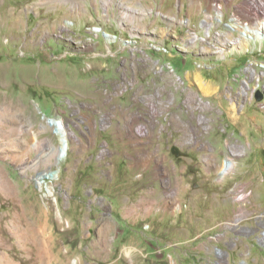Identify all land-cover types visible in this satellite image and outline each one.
<instances>
[{
  "label": "rangeland",
  "instance_id": "374dc122",
  "mask_svg": "<svg viewBox=\"0 0 264 264\" xmlns=\"http://www.w3.org/2000/svg\"><path fill=\"white\" fill-rule=\"evenodd\" d=\"M262 8L0 0V264H217L215 248L264 264V113L246 104L256 77L264 99V65L246 63L264 37L234 49L228 26Z\"/></svg>",
  "mask_w": 264,
  "mask_h": 264
},
{
  "label": "bare ground",
  "instance_id": "6f19581e",
  "mask_svg": "<svg viewBox=\"0 0 264 264\" xmlns=\"http://www.w3.org/2000/svg\"><path fill=\"white\" fill-rule=\"evenodd\" d=\"M216 7L218 8L217 10L219 11V9L221 8V5L217 4ZM262 10L264 11V8H262ZM220 11L222 12V10H220ZM206 12H207V10H206ZM244 13H245L246 18L249 19V21L250 20L252 21V19L256 18L257 15H258L257 10H255V9L254 10H251V9L249 10L248 9ZM105 15H107V10L104 11V16ZM208 18H209V20L204 19L202 21L203 22L202 25L206 29H208L210 27L211 23H212L211 20H210V18H211L210 15L208 16ZM241 19H242V17H240V15H236L233 18L234 22L232 23V25H228L231 30L234 29V30H238L239 31V35L238 36H233V38L230 39L231 40L230 43H233L235 45L234 49H237L236 47L239 46L238 43L239 44L240 43L248 44V42L250 40H254V39H257V38H263L264 37V20H258L256 22V24H253V25L251 24V26H250L248 22H246V21L243 22ZM66 23H67V25L71 24L70 21H67ZM62 27H64V25L61 26V28ZM92 32H94V33L102 32L104 34V36L109 41L114 40V36H111L110 33H107L106 31L105 32L104 31H92ZM245 35H246V37H243ZM195 37L196 36H192L191 41L195 40ZM225 38H226L225 41H230L228 39L229 38V34L228 33L225 34ZM196 81H197L198 87L200 88V90L202 91V93L204 95H210L211 93H213L212 91H214L215 87L211 83L206 82L198 74L196 75ZM263 102H264V99H263ZM60 123H61V120H60ZM44 129H45L44 124H40L38 126L37 130L30 131V133L31 134L33 133L32 135H34V140L31 143V148L35 149L38 146L36 137L38 136V133L44 132L45 131ZM69 134L70 133L68 132V130L66 128H64V132L61 134V147L58 148V150H59L58 153H59L60 157L58 156L57 160L61 159L66 153L65 149H66L67 138L70 136ZM45 149L52 150V148L50 147L49 141L46 142ZM106 151H108V148L105 146L103 148V152L106 153ZM232 168H233L232 161L230 159H225L222 168L218 172V178L222 179V178L226 177L229 174V172L232 170ZM55 173L56 172H54V171L47 170L46 172H41L39 178H51V177H54ZM243 216H244V214L240 213L235 218L233 224L232 225H227V226H229L232 229H237V224L242 219ZM244 230L247 233H253L256 229L245 228ZM261 242L264 244V233H263V236L261 238ZM230 245H234V243L232 242ZM215 251H216V253H217L218 257H219V260L217 261V264H228V252L226 250H223V249H220V248H215Z\"/></svg>",
  "mask_w": 264,
  "mask_h": 264
},
{
  "label": "built area",
  "instance_id": "2783aa9c",
  "mask_svg": "<svg viewBox=\"0 0 264 264\" xmlns=\"http://www.w3.org/2000/svg\"><path fill=\"white\" fill-rule=\"evenodd\" d=\"M242 21L244 22V20H242ZM185 24H187V25L189 24V19L185 20ZM87 28L90 31H104V30H102V27L101 26H98V25H92V26H89ZM233 32H236V30H230L229 29V33L232 34ZM114 37H116V36H114ZM255 52H256V54L260 55L262 58L261 59H256V58L253 57V58L248 59L246 63H249V62H261L264 65V48H263V45L261 47L255 48V49H249V52L248 53L254 54ZM260 78H262V77H256V85H251L250 90L247 92V95H246V104L247 103H251L252 101H254L256 103L257 107L264 113V102H263V98H262V96L259 99H257V97H256V91L259 89V85H257V84H259L258 82H259V79ZM246 104L239 105V106L244 107ZM57 126H59V124H57ZM144 133H145V128L138 127V134H136V135L139 136V137H141V136L144 135ZM105 146L106 145H104L103 148ZM102 151H103V149H102ZM102 153H105V152H102Z\"/></svg>",
  "mask_w": 264,
  "mask_h": 264
},
{
  "label": "water",
  "instance_id": "95a60500",
  "mask_svg": "<svg viewBox=\"0 0 264 264\" xmlns=\"http://www.w3.org/2000/svg\"><path fill=\"white\" fill-rule=\"evenodd\" d=\"M260 97L257 95V99H259Z\"/></svg>",
  "mask_w": 264,
  "mask_h": 264
}]
</instances>
